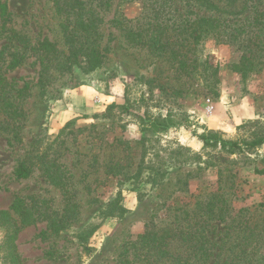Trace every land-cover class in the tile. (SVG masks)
I'll list each match as a JSON object with an SVG mask.
<instances>
[{
    "label": "rangeland",
    "instance_id": "374dc122",
    "mask_svg": "<svg viewBox=\"0 0 264 264\" xmlns=\"http://www.w3.org/2000/svg\"><path fill=\"white\" fill-rule=\"evenodd\" d=\"M215 1L231 8L227 0ZM0 2L8 7L0 14V65L10 84L0 93V210L18 223L0 215V264H176L173 258L146 261L140 243L125 253L127 241L164 226L182 264H237L246 252L254 264L264 263V142L226 151L197 136L214 130L242 144L264 137V63L252 70L233 66L255 49L252 43L204 38L187 57L197 58L196 67L186 68L169 50L130 42L118 23L137 28L153 14L148 0H95L101 65L89 70L81 57L69 70L43 74L33 52L7 67L16 43L4 28L33 43L49 37L68 53L65 14L56 0ZM243 2L220 13L174 0L183 13L196 12L184 16L214 15L230 23L252 14L254 6L234 11ZM253 2L264 8V0ZM168 32L174 43L178 30ZM7 100L17 108L11 113ZM112 103L116 107L102 115ZM159 116L170 118L169 127L145 131ZM144 136L145 168L137 174ZM161 158L165 173L153 176L148 167ZM43 159L69 170L78 203L76 217L57 232L51 222L65 212L67 200L43 172ZM20 163L30 170L23 178L16 176ZM18 198L24 203L14 208ZM113 202L127 211L108 214Z\"/></svg>",
    "mask_w": 264,
    "mask_h": 264
},
{
    "label": "trees",
    "instance_id": "16d2710c",
    "mask_svg": "<svg viewBox=\"0 0 264 264\" xmlns=\"http://www.w3.org/2000/svg\"><path fill=\"white\" fill-rule=\"evenodd\" d=\"M95 0H56L57 10L65 14L63 29L65 31V36L67 42L70 45L68 53L59 49L57 43L51 40L49 37H44L38 42L33 43L30 38L24 34H21L15 28H4L7 31V35L12 42H15V50L12 52V58L8 63V68H15L22 62L26 57L28 52H33L37 55V61L40 63L41 71L43 74L49 72L52 68H57L59 70H69L74 64H79L81 62V57H84L88 65V69L92 70L99 67L102 63L104 57L103 49H101V37L102 32L99 29L101 18L98 16L97 7L91 2ZM144 3L146 0H143ZM168 1L170 2L169 4ZM239 0H227L228 4L231 6L230 9H226L221 6L215 0H185V4L192 6V3L196 4L217 12H232L234 6ZM250 0H244L242 7L238 8L236 11L239 14L246 13L251 10L254 6L252 14L247 15L242 21L238 22H227L220 16L214 15H197L195 18L189 16H184L186 14L195 13L191 10L189 13H183L179 9L174 0H148L150 13L146 21L142 22L137 28L130 25L127 20L118 21L127 39L137 45L149 46L152 50H158L162 52L171 53L173 58L178 59L182 66H187L186 68H195L197 58H194L191 62H188V54L192 49H196L198 44L202 39L213 36L219 42H228L232 37L235 36L239 39V43L244 47L254 45L253 50H248L250 54L244 53L242 55V60L240 64L234 63V69L238 70H252L258 66L260 63H264V8L260 9L256 3L249 4ZM99 5V4H98ZM228 5V6H229ZM7 4L0 2V14L5 16L7 14ZM172 14L171 17L168 15ZM177 14V15H176ZM179 16V17H178ZM253 29H257L255 34H253ZM177 31L178 37L175 39L174 43L170 41L172 38L168 31ZM238 36V33H241ZM251 35V38H246L242 36L243 34ZM239 38H238V37ZM191 44L193 46H191ZM190 45V46H189ZM186 47V51L182 50ZM181 57V58H180ZM10 85L6 79L3 72V68L0 65V93H5L6 87ZM14 103L11 101L5 102V107L9 109V113L12 112L11 107ZM15 107V106H14ZM116 107V104L112 103L108 106L107 111L102 115H107L110 111ZM120 107H123L122 105ZM16 108V107H15ZM17 109V108H16ZM98 117V114L95 115ZM170 118L166 117H156L151 120L150 127H146L145 131L151 130L152 132L159 131L161 129H166L169 127ZM200 140L203 141L205 146L210 147H220L226 151H233L236 148H241L242 145L246 147H254L264 142V137H259L251 142H245L242 144L239 141L227 139L223 137L218 131L210 130L208 132L197 134ZM147 136L141 139L142 149H143V160H141L138 165L137 174L141 173L143 168H145L142 161L145 159V154L147 153L146 144ZM43 172L47 177L57 186H59L66 196L67 206L66 210L60 218L53 219L51 222V228L54 232L60 230V228L66 226L71 220L76 217L78 203L74 201L73 187L71 185V173L69 170L64 168L62 163L56 160L43 159ZM166 160L161 158L159 164H150L148 167L152 171L153 176H158L164 174V165ZM29 169L23 163H20L16 169V176L18 178L26 177L29 173ZM151 176V175H150ZM24 201L18 198L14 203L13 207H17L18 204H22ZM127 211V209L121 206L118 202H113L112 206L108 212L111 215H122ZM25 214V212H22ZM0 215H8L7 211L0 210ZM26 215L29 212L26 210ZM11 220L17 221L12 216L8 215ZM25 219V218H24ZM24 221V220H23ZM28 223V222H25ZM19 227L17 226L16 230ZM92 231L88 232V235ZM170 232V227L164 226L160 228H150L139 233L135 239L127 241L125 244V253H129L132 248L136 247L140 243L141 248H147L143 253L144 259L150 262H158L160 260L173 258L177 260L176 264H182V259H179L175 254H173L170 249V241L168 238L172 237ZM81 239H87L85 234H81ZM144 251V250H143ZM249 258H248V256ZM254 264L253 255L250 252H246L240 255L237 264ZM264 264V263H258Z\"/></svg>",
    "mask_w": 264,
    "mask_h": 264
},
{
    "label": "built area",
    "instance_id": "2783aa9c",
    "mask_svg": "<svg viewBox=\"0 0 264 264\" xmlns=\"http://www.w3.org/2000/svg\"><path fill=\"white\" fill-rule=\"evenodd\" d=\"M209 110H210V112H211V110H212V106H211V107H209Z\"/></svg>",
    "mask_w": 264,
    "mask_h": 264
}]
</instances>
